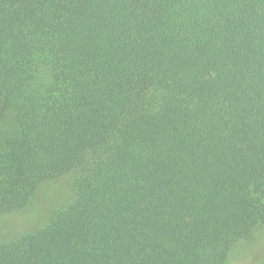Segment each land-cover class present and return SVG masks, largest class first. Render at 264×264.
Wrapping results in <instances>:
<instances>
[{"label": "trees", "instance_id": "16d2710c", "mask_svg": "<svg viewBox=\"0 0 264 264\" xmlns=\"http://www.w3.org/2000/svg\"><path fill=\"white\" fill-rule=\"evenodd\" d=\"M66 175L0 264H264V0H0V216Z\"/></svg>", "mask_w": 264, "mask_h": 264}, {"label": "rangeland", "instance_id": "374dc122", "mask_svg": "<svg viewBox=\"0 0 264 264\" xmlns=\"http://www.w3.org/2000/svg\"><path fill=\"white\" fill-rule=\"evenodd\" d=\"M72 175L48 181L39 187L24 210L0 216V243L17 239L23 232L36 231L49 220L56 208L67 201Z\"/></svg>", "mask_w": 264, "mask_h": 264}]
</instances>
